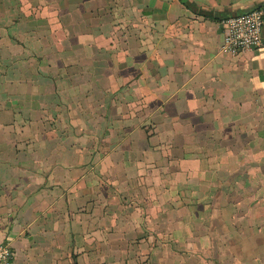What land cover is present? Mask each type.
<instances>
[{"label":"crops","instance_id":"obj_1","mask_svg":"<svg viewBox=\"0 0 264 264\" xmlns=\"http://www.w3.org/2000/svg\"><path fill=\"white\" fill-rule=\"evenodd\" d=\"M264 0H0V242L14 264H264Z\"/></svg>","mask_w":264,"mask_h":264},{"label":"built area","instance_id":"obj_2","mask_svg":"<svg viewBox=\"0 0 264 264\" xmlns=\"http://www.w3.org/2000/svg\"><path fill=\"white\" fill-rule=\"evenodd\" d=\"M224 37L221 50L237 53L256 49L263 44L264 5L249 11L229 15L222 20ZM0 264H14V252L9 242H0Z\"/></svg>","mask_w":264,"mask_h":264},{"label":"water","instance_id":"obj_3","mask_svg":"<svg viewBox=\"0 0 264 264\" xmlns=\"http://www.w3.org/2000/svg\"><path fill=\"white\" fill-rule=\"evenodd\" d=\"M262 32L264 33V26H263V31Z\"/></svg>","mask_w":264,"mask_h":264}]
</instances>
